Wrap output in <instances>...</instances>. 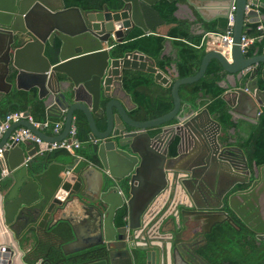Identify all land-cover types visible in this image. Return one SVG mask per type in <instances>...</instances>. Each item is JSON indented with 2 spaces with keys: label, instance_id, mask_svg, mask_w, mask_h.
<instances>
[{
  "label": "water",
  "instance_id": "1",
  "mask_svg": "<svg viewBox=\"0 0 264 264\" xmlns=\"http://www.w3.org/2000/svg\"><path fill=\"white\" fill-rule=\"evenodd\" d=\"M54 1L0 0V99L11 89L12 74L16 81L30 74L29 86H36L38 97L46 100L47 113L64 117L62 130L49 137L22 119L0 134V145L19 125L42 139L59 140L80 110L98 159L41 161L33 170L25 161L32 152L23 150L20 142L11 144L5 156L13 182L6 191L0 188V214L13 244L7 243L5 251L0 245V264H211L202 253L206 234L224 221L241 229L230 212L264 241V163L250 167L240 147L218 139L220 124L208 110L189 109L178 93L180 84L203 75L213 57L232 74L264 61V54L246 57L240 48L245 19H257L251 5L258 0H234L228 56L209 49L194 74L173 81L138 50L120 57L110 52L111 33L119 42L134 25L149 32L141 5L158 0H122L120 9H84ZM216 2L222 7L209 16L198 9L204 19L227 18L233 0ZM28 52L29 64L23 65L20 58ZM124 67L151 72L155 82L170 86L172 108L150 119H132L128 110L135 103L127 106L120 95L131 101L122 86ZM255 72L250 71L244 88H234L235 99L262 103ZM227 102L232 108L233 101ZM155 127L158 132L150 134ZM175 135L179 140L172 154L169 144ZM185 145L189 148L184 151ZM94 171L100 178L92 190L88 184ZM122 207L123 222L116 226L114 218ZM74 217L90 223L88 241L82 245ZM66 224L73 233L69 240ZM40 226L53 228L49 238L60 240L58 249L26 260L18 240L23 235L40 240Z\"/></svg>",
  "mask_w": 264,
  "mask_h": 264
},
{
  "label": "trees",
  "instance_id": "2",
  "mask_svg": "<svg viewBox=\"0 0 264 264\" xmlns=\"http://www.w3.org/2000/svg\"><path fill=\"white\" fill-rule=\"evenodd\" d=\"M184 0H158L153 5L142 4V11L149 32H143L138 26L130 27L124 34L121 41H112L110 46L111 55L120 57L127 51L138 50L150 57L155 65L164 73L166 67L174 63L176 73L170 75L171 80L186 75L194 74L200 65L203 55L208 51L207 46L202 40L207 32H223L227 27V18L217 16L211 20H201L202 32L192 30V22L187 18H179L174 15L176 2ZM264 1V0H262ZM66 6L76 5L84 9H101L106 5L109 9H120L123 5L122 0H64ZM264 13V8H260ZM165 22L170 24L166 34L157 31V26ZM261 26L258 28V26ZM243 34L252 37V41L247 46L243 54L246 57L252 56L254 51L261 52L264 41L260 37L264 33V20L246 23L242 30ZM170 38L172 52L163 53L165 41ZM58 46V42L56 44ZM225 74L221 63L217 58L208 61L202 76L192 82L180 84L178 93L181 101L186 103L189 109L198 110L205 107L210 116L219 122L220 132L218 139L229 144V129L237 124L233 122L231 113L222 97L223 89L219 82ZM13 79V74L10 76ZM264 87V81L261 84ZM122 86L130 93L135 106L131 108L128 115L135 120H146L169 111L173 106L170 86L162 87L153 79L151 72L124 67L122 68ZM24 111L31 115L34 121H48V126L40 129L52 134L53 124L61 120L62 116H51L47 113L43 99L39 98L34 89L22 90L12 88L0 99V114L4 116L8 112ZM76 127V137L80 145L75 149L74 154L65 149L58 148L52 151H62L70 158L75 156L84 157L90 161L96 160L95 143L89 137V125L85 115L80 111H75L73 121ZM99 127L103 125L99 123ZM243 135L237 140V145L243 150L248 163H264V107L259 113L255 123H245ZM178 138L169 144V152L174 153ZM40 160L49 162L50 153L39 154ZM125 209L121 208L118 215L122 217ZM237 230L226 221L217 223L213 226L210 237L207 235V243L202 248L203 255L211 264H221L219 258L220 246L226 242L231 253L240 251V255L251 256L264 263V242H258L253 237L248 238L249 233L243 228ZM246 232V233H245ZM222 243V244H221ZM250 251V252H248ZM261 256V257H259ZM259 257V258H258ZM233 261L234 258H233ZM256 263V262H255Z\"/></svg>",
  "mask_w": 264,
  "mask_h": 264
},
{
  "label": "crops",
  "instance_id": "3",
  "mask_svg": "<svg viewBox=\"0 0 264 264\" xmlns=\"http://www.w3.org/2000/svg\"><path fill=\"white\" fill-rule=\"evenodd\" d=\"M261 2L264 3V1L258 0L257 4L251 5V7L256 9L258 12L257 19H255V18H252V20L245 19L244 25L246 23H252V22L264 20V13H262V11H260V8H264V7L260 6L259 3H261ZM54 3L59 4L58 0H55ZM176 5H177V7H176V10L174 11V15L176 17H179V18H187L189 21H191L192 22V30H194L195 32H202L203 28H202L201 20H207V19H204L202 17L199 10H201V12L204 13L205 16H209L210 11H218L219 8L222 7V6H219V3L216 2V0H184V1H177ZM209 20H211V19H209ZM244 25H243V27H244ZM169 26H170V24H167L165 22H161L157 26V31L161 34H166ZM212 38H213V34L210 32L205 33L203 35L202 40L204 41V44L207 46L208 50L214 48L210 44V41ZM172 51L173 50L171 47L170 38H168L165 41L163 53L166 54V53H170ZM260 54H262V53L254 51V54L252 56H258ZM252 56H249V57H252ZM28 58H29V52L22 55V57L20 58V62L23 65H28L29 64ZM52 62H54V61H52ZM252 69L256 70L254 75L256 77V84H257V88H258L257 98H259L260 101L262 102V103H258V104H256L254 100H251L248 97H245L239 101L238 98L235 99V95H233L234 88H244L245 87L247 81L249 80V74H250V71ZM263 70H264V61L259 59V60L255 61L251 66H249L248 70L241 71L238 74H232V73L225 71L224 76L222 77V79L219 82L220 86L223 89L222 97L224 98L225 103L229 109V112L231 113L232 120H233L234 124L235 123L237 124V126H233L232 128L229 129V133H230L229 144H231V145L238 146L237 140L241 135L244 134L243 129H242L244 127V124L245 123H255L258 119L260 111L264 107V87H262V85H261L264 81V78L262 75ZM166 71H167V73H165V74L168 75L169 77H170V75L175 74L176 73L175 64L172 63L168 67H166ZM32 82H33L32 76H30V74H27V73L21 74L18 77L17 81L13 76L11 89L12 88H17V89H22V90L34 89L35 91H37L36 86H29V85L33 84ZM17 84L19 87H17ZM157 84H159V83H157ZM159 85H161V84H159ZM28 86H29V88H23V87H28ZM161 86L165 87L163 85H161ZM128 94L130 95L129 92H128ZM120 95H121V97H123V100L125 101L127 106L131 107L132 102L134 103V101L131 98V95H130L131 101H129L124 94L120 93ZM41 99H43V98H41ZM228 99L233 101V103H232L233 109L228 104V102H227ZM43 102H44V105L46 107L47 106L46 100L43 99ZM257 106L259 107L258 111L256 110ZM201 108H205V107H201ZM201 108H199V109H201ZM128 112H129V110H128ZM1 117H2V115H1ZM61 120L64 121L63 116H62ZM170 122L172 123L174 121H170ZM100 129H103V128H100ZM61 130H60V132H61ZM158 130H159V127H155V128L149 129V132H150V134H154V133L158 132ZM169 133L170 132H168V134ZM45 134L48 135L47 133H45ZM55 135H57V134L52 132V134L48 135V136L50 137V136H55ZM175 137H177L179 140V137L177 135H175ZM44 140H46V139H44ZM47 141H49V140H47ZM91 141H92V143H95V141H93V140H91ZM20 145L23 148V150L30 151V153L32 152L31 155L25 156V161H28L30 168H33V170H38L39 164H41V161H39L40 160V157H39L40 153L38 152V145L29 141V140L20 141ZM188 148H189V146L185 145L182 148V150L185 151ZM48 152L50 153V157L48 158L49 162L50 161H56L58 163H64V162H67V161L72 159V158L68 157V155L66 153H64L62 151H52L51 150ZM71 154H74V152ZM79 157H81V156H79ZM97 159L98 158L96 156V160ZM253 164H255V163L254 162L248 163V165L250 167H252ZM3 167H6L8 169L6 156H4V160L0 161V172H1V169ZM99 178H100V175L98 174V172L94 171L91 174L90 179H89V184H88L90 189H92V190L96 189V187L99 183ZM12 182H13V176L9 170L6 174L2 175V177H1L0 188L6 191V189L8 188V186ZM122 208H124V207H122ZM124 215H125V213H124ZM124 215L122 217H120L118 214L115 216L114 224L116 226L122 224ZM72 222L75 224L76 232L79 234L80 237H82L80 244L82 245V244L86 243L88 240H86L85 237L88 234V231L90 228V223L82 222V221H80V218H78V217H74ZM239 222H241V221L239 220ZM68 226L69 225L66 224V227H67V233H66V237H65L66 240L73 238V233L70 229H68L69 228ZM243 228L246 231H248V233H249L248 238L253 237L258 242H264L262 240L256 239L254 233L244 224H243ZM52 230H53V228L47 230L45 226L44 227L40 226L39 227V233H40V237H41L40 240H36V239L28 240L24 237V235L19 238V240H18L19 247L23 250L24 257L26 260H30L34 255L37 256V255H39L40 252H45L49 248H53L54 250L58 249V245L60 243V240H52L49 238V234H50V232H52ZM7 243L13 244L9 233H7L5 227L2 223V215L0 214V245L5 246ZM234 251L236 252V254L234 253V260L237 262V264H245L246 260L251 258V256L245 257L244 255H240V251H238V250H234ZM248 252H250V251H248Z\"/></svg>",
  "mask_w": 264,
  "mask_h": 264
},
{
  "label": "built area",
  "instance_id": "4",
  "mask_svg": "<svg viewBox=\"0 0 264 264\" xmlns=\"http://www.w3.org/2000/svg\"><path fill=\"white\" fill-rule=\"evenodd\" d=\"M248 2H250V0H248ZM234 10H235V4L233 0L229 8V12L227 16V27L225 31L210 32L213 34V38L210 41L211 46L220 50L226 56L229 55L230 47L232 45V26L234 21ZM260 27L261 26L259 25L258 28ZM111 37H112V41H114L115 36L113 33H111ZM260 37L264 38V33H262ZM251 41H252V37L243 33L241 34L240 48L242 52L246 50L247 46ZM109 46H111V43ZM261 53L264 54V41L261 47ZM22 119L28 120L30 123H32L33 126H35L38 129L41 127H46L49 124L48 121H44V122L34 121L31 115H29L24 111H12L6 113L4 116L1 117L0 134L4 132L7 128H9V126L12 123L18 122ZM63 123H64L63 120L56 121L52 126L53 132L58 134L62 129ZM22 140H29L37 144L39 153L51 151L58 148L65 149L66 151L73 153L75 149L78 148L80 145V141L76 137V127L73 122L71 123L67 135L65 137L53 141L44 140L40 136L32 132L28 127L19 125L16 128H14L13 131L9 134L8 140L2 145H0V161L4 160L5 152L8 150V148L11 146L13 142H20ZM8 171L9 170L6 167H3L0 172V179L2 175L6 174ZM2 250H4V246L2 247Z\"/></svg>",
  "mask_w": 264,
  "mask_h": 264
},
{
  "label": "flooded vegetation",
  "instance_id": "5",
  "mask_svg": "<svg viewBox=\"0 0 264 264\" xmlns=\"http://www.w3.org/2000/svg\"><path fill=\"white\" fill-rule=\"evenodd\" d=\"M55 2V1H54ZM59 3V1H58ZM56 4V3H55ZM56 5H59V4H56ZM198 201V199L196 200ZM199 202V201H198ZM230 215L234 218V220L240 224L238 218L233 214V212H230ZM233 226V225H232ZM234 228H236L234 226ZM237 229V228H236ZM213 231V230H212ZM207 235L206 234V238H207ZM214 234L211 232L210 233V237L213 236ZM222 244V243H221ZM261 257V256H259ZM258 257V258H259ZM219 258H220V263L221 264H237L236 261H233V258H234V253L232 254L230 249H229V245L224 242L221 246H220V249H219ZM256 262V263H255ZM245 264H264L262 261H258L257 258L256 260L254 258H249L246 260V263Z\"/></svg>",
  "mask_w": 264,
  "mask_h": 264
}]
</instances>
